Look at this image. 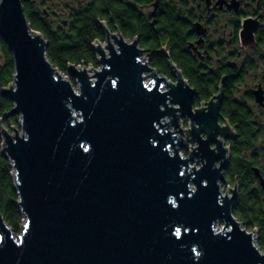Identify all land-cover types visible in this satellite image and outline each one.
Listing matches in <instances>:
<instances>
[{
    "label": "water",
    "instance_id": "water-1",
    "mask_svg": "<svg viewBox=\"0 0 264 264\" xmlns=\"http://www.w3.org/2000/svg\"><path fill=\"white\" fill-rule=\"evenodd\" d=\"M101 26L98 68L67 67L75 85L48 58L23 1L0 0L15 66L2 89L13 107L0 117L1 153L24 215L16 236L0 211V264H264L256 232L234 215L236 196L221 189V93L194 109L175 63L172 80L138 38ZM13 115L10 130L3 120ZM187 142L199 145L185 156Z\"/></svg>",
    "mask_w": 264,
    "mask_h": 264
},
{
    "label": "flooded vegetation",
    "instance_id": "flooded-vegetation-1",
    "mask_svg": "<svg viewBox=\"0 0 264 264\" xmlns=\"http://www.w3.org/2000/svg\"><path fill=\"white\" fill-rule=\"evenodd\" d=\"M32 1L59 26L80 16L90 30L104 32L102 23L135 33L130 39L138 38L145 56L153 33L163 39L160 51L174 49L191 70L188 78L182 72L195 91L194 109L221 93L217 121L229 125V135L220 138L226 152L217 164L225 162L221 189L236 196L233 212L248 204L264 212V0H69L73 7L68 0ZM168 78L175 80L172 67ZM198 145L187 142L182 153ZM210 148L220 151L215 139Z\"/></svg>",
    "mask_w": 264,
    "mask_h": 264
},
{
    "label": "trees",
    "instance_id": "trees-1",
    "mask_svg": "<svg viewBox=\"0 0 264 264\" xmlns=\"http://www.w3.org/2000/svg\"><path fill=\"white\" fill-rule=\"evenodd\" d=\"M22 1L32 27L40 31L48 40L47 56L59 70L69 75L67 67L70 63L98 66L97 54L93 50L92 44L96 40L104 41V32L83 27L80 16H72L69 28L56 25L42 10L36 8L32 0ZM74 3L76 2L68 4L73 7ZM121 33L129 39L135 35V33L125 31ZM155 35V33L152 34L154 39L149 45L150 54L146 55L150 59V63L161 74L171 77L170 63L172 61L188 78L191 75V70L178 59L174 49L170 48L167 54L160 51L158 48L163 39L155 38ZM0 48L3 52V60L0 62V117H2L13 107V102L2 93V89L13 81L15 66L9 47L2 36H0ZM69 77L75 84L74 78L71 75ZM18 120V115L8 116L4 118L3 125L11 130L13 126H18ZM2 147L3 138L0 134V211L14 232L19 233L22 230L24 215L16 204L18 194L13 178V167L10 160L2 155ZM234 214L249 231L256 232V243L264 251V212L262 209L253 204L239 205L234 210Z\"/></svg>",
    "mask_w": 264,
    "mask_h": 264
},
{
    "label": "rangeland",
    "instance_id": "rangeland-1",
    "mask_svg": "<svg viewBox=\"0 0 264 264\" xmlns=\"http://www.w3.org/2000/svg\"><path fill=\"white\" fill-rule=\"evenodd\" d=\"M145 56V55H144ZM145 58H148L147 56H145ZM2 60H3V52H2V50H1V48H0V62H2ZM83 66V65H82ZM93 66V68H98V66H94V65H92ZM88 68L90 67V65H88L87 66ZM76 85V84H75ZM183 126H185V128H188V126H186V125H183ZM183 155H185V154H183ZM222 222H220V223H218L217 224V228L218 229H220L221 227H222ZM243 224V223H242ZM244 226V225H243ZM248 229V228H247ZM249 230V229H248ZM19 234L18 233H16V236H18Z\"/></svg>",
    "mask_w": 264,
    "mask_h": 264
},
{
    "label": "built area",
    "instance_id": "built-area-1",
    "mask_svg": "<svg viewBox=\"0 0 264 264\" xmlns=\"http://www.w3.org/2000/svg\"><path fill=\"white\" fill-rule=\"evenodd\" d=\"M68 76V74H66ZM183 154V153H182ZM186 156V155H185Z\"/></svg>",
    "mask_w": 264,
    "mask_h": 264
}]
</instances>
